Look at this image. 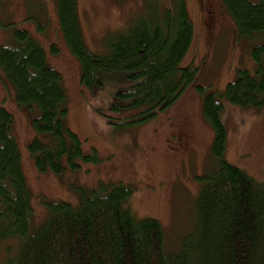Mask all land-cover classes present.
I'll return each mask as SVG.
<instances>
[{"label": "trees", "instance_id": "1", "mask_svg": "<svg viewBox=\"0 0 264 264\" xmlns=\"http://www.w3.org/2000/svg\"><path fill=\"white\" fill-rule=\"evenodd\" d=\"M220 1L219 8L212 4L222 19L224 11L231 14L235 33L264 31V0ZM173 2L170 7L162 0L160 5L147 0L145 14L127 30L113 33L107 51L97 54L83 40L76 0H57L60 29L80 62L82 84H99L102 74L121 70L136 79L116 92L121 101L111 103L115 108L141 107L126 116L131 118L127 122L156 115L197 80L196 67L180 65L193 24L186 2ZM252 54L254 73L238 68L223 88L233 104L264 105V43L253 46ZM0 67L15 87L18 103L38 108L32 119L36 133L28 147L39 170L59 173L65 168L63 154L71 167L77 166V157L95 158V153L82 151L81 140L66 128L62 75L46 63L43 46L29 31L15 29L0 45ZM218 95L213 90L205 95L203 112L212 126V151L219 164L200 176L195 226L169 251L163 247L159 221L132 214L127 203L131 188L122 182L82 190L76 205L62 199L47 202L46 220L31 231L33 209L11 130L13 115L0 104V240L14 238L18 243L16 255H7L0 264H264V181L224 158L227 133Z\"/></svg>", "mask_w": 264, "mask_h": 264}, {"label": "rangeland", "instance_id": "2", "mask_svg": "<svg viewBox=\"0 0 264 264\" xmlns=\"http://www.w3.org/2000/svg\"><path fill=\"white\" fill-rule=\"evenodd\" d=\"M173 1L162 3L171 7ZM206 1L184 0L193 37L180 65L197 68L196 82L188 83L156 115L127 122L131 118L126 116L141 107L115 108L111 103L121 101L116 92L136 79L121 70L102 74L99 84H82L80 62L60 29L57 0H0V45L19 28L41 43L46 63L62 75L67 96L65 126L76 133L85 154L95 153L92 160L77 157L75 167L69 166L63 154L65 168L59 173L39 170L28 147L36 133L32 119L38 108L18 103L15 87L0 67V104L13 115L11 130L33 209L31 231L46 220L47 202L62 199L76 205L82 190L122 182L131 188L127 203L132 214L138 219L156 218L162 225L165 251L176 248L184 233L195 226V200L203 183L200 176L219 164L212 151V126L203 112V99L211 90L221 94V120L227 133L224 158L264 181V105L233 104L223 89L238 68L254 73L252 49L264 43V31L252 36L235 33L233 17L225 11L218 22L222 24L210 27L203 16ZM210 1L219 8L220 0ZM147 4V0H76L86 47L97 54L107 51L110 36L141 18ZM16 242L14 238L0 240V261L16 255Z\"/></svg>", "mask_w": 264, "mask_h": 264}, {"label": "flooded vegetation", "instance_id": "3", "mask_svg": "<svg viewBox=\"0 0 264 264\" xmlns=\"http://www.w3.org/2000/svg\"><path fill=\"white\" fill-rule=\"evenodd\" d=\"M208 1L204 2V5L202 6L203 16H204L205 21L209 25H212V24H215L216 22H219L222 18H221L219 11H217V9L214 7L212 2L210 1V3H208Z\"/></svg>", "mask_w": 264, "mask_h": 264}, {"label": "bare ground", "instance_id": "4", "mask_svg": "<svg viewBox=\"0 0 264 264\" xmlns=\"http://www.w3.org/2000/svg\"><path fill=\"white\" fill-rule=\"evenodd\" d=\"M158 5H159V4H158ZM110 38H111V37H110ZM110 38H109V39H110ZM111 44H112V43H111ZM192 79H193V78H192ZM162 106H163V105H162Z\"/></svg>", "mask_w": 264, "mask_h": 264}]
</instances>
